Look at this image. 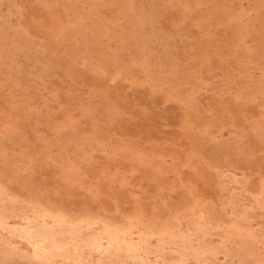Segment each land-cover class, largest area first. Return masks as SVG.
I'll return each instance as SVG.
<instances>
[{"label": "rangeland", "instance_id": "rangeland-1", "mask_svg": "<svg viewBox=\"0 0 264 264\" xmlns=\"http://www.w3.org/2000/svg\"><path fill=\"white\" fill-rule=\"evenodd\" d=\"M0 264H264V0H0Z\"/></svg>", "mask_w": 264, "mask_h": 264}]
</instances>
